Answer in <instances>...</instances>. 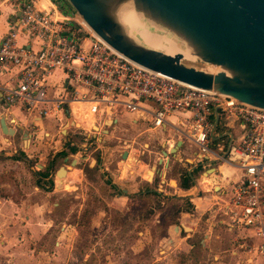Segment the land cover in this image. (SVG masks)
Segmentation results:
<instances>
[{
	"label": "crops",
	"instance_id": "crops-1",
	"mask_svg": "<svg viewBox=\"0 0 264 264\" xmlns=\"http://www.w3.org/2000/svg\"><path fill=\"white\" fill-rule=\"evenodd\" d=\"M23 1L0 0V40L16 26L19 7ZM34 3L41 10L50 11L56 9L61 10L65 15L74 14L64 0H34ZM18 43L20 45L27 43L31 48H37L36 41L25 35L19 39ZM16 74L17 69L14 68L9 69L5 73H0V121L3 118L7 127L15 132L12 136L5 135L0 125V258L3 264H36L33 258L24 257L23 253L20 252L21 249H19L21 246L18 237L23 239L20 236V233L23 232L20 230L21 227H27L28 225L33 227L30 205H28L27 211L25 210L22 221L19 220L21 214H16L20 211L19 205L22 206L20 196L22 194L26 197L28 196V198L31 195L36 197L37 192L45 190L42 185L46 182L48 183L47 194L53 193L51 191L54 188V183H56L58 188L64 187V180L68 178L69 172L65 170L66 177L62 180L59 187L56 175L61 167L58 166L56 171L57 163L64 165L69 161L70 164H73L72 159L80 157L81 152L85 154V152L91 151L90 153L88 152L90 156L84 158L85 161H90L88 162L89 172L98 169L102 174L103 180L108 177H118L121 182V184H118L120 185L119 188L111 186L109 179L106 181L111 188L115 191L117 190L113 201L116 206L118 205L117 209L119 210L123 208L129 210L125 206L128 201L146 197L162 200L161 204H165L170 200L182 201V199L186 198L194 205L197 215L200 217L205 215L213 217L211 212L205 213L211 207L212 200L215 198L228 200L231 196L233 185L242 179L240 170L225 162L218 161L215 156L216 154H221L220 147L230 143L237 144L241 140L244 130L243 125L239 122L227 121L224 117L213 113L210 117V121L214 126L211 143L209 144L211 153L201 162L198 157L196 158L197 148L194 146L196 151L193 154H187L189 151L185 148L184 140L181 138L186 130L185 123L190 117L189 113L171 114L168 117V124L162 129H152L149 123L151 116L142 112L131 114L123 110L124 115L119 116L117 115V110H115L108 116H92L88 113L87 103H77L71 100L76 94L84 93L85 89L74 83H71L72 88L66 75L59 70L53 72L47 81V102L39 105L36 109L30 110L24 107H15L7 110L1 97V87L9 84L11 80H15ZM62 96H64L66 101L62 104V111L58 117L53 115L41 116L39 114L40 110H50L56 103L55 100L62 98ZM11 120H14V124L11 123ZM65 125L67 126L65 127ZM130 129L137 130L135 138L145 136L148 141H153L151 139L157 138L162 139L160 156L154 162V165H156L150 167L155 169L150 181L144 178L143 175V172L149 169H143L144 171L139 169V165L149 168L148 165L139 161L133 164L134 166L139 163V165H136L137 167H133L131 171H126L123 175L124 169L127 167V159L132 152L122 151L115 155L117 150L112 146L110 148L107 147L108 143L110 144L111 141H114L113 139L120 143L121 137L117 136V133H122L121 135L123 136V133L125 135ZM79 136H82V142L79 141ZM135 138H133V141L136 140ZM122 141L125 146H132V142ZM179 141L182 142V145L174 154H170ZM89 146H91L90 149H88ZM92 146H94L93 150H91ZM107 150L111 151L110 154H107ZM163 151L167 152V157L163 156ZM103 153L107 154L105 159L99 157V154L102 155ZM124 153H126L125 157ZM93 154L95 156L91 158ZM34 157L40 158L38 162L41 167L38 172L34 170L31 164V159ZM74 162L76 164V161ZM176 164L181 167V170L177 171V177H172V171ZM38 166L39 164L35 165V167ZM77 166L75 165V167ZM79 169L75 170L81 173L82 169ZM134 169H138V171L135 170L133 179ZM198 170L202 171L198 173ZM107 171L109 172L106 173ZM195 173L198 175L195 177L196 180L193 176ZM170 177L174 178L173 181L176 184L173 188V194L170 195L174 198L167 196L168 194L163 186L164 184L169 185ZM193 179L197 183H194ZM182 181L188 182L189 185L192 184L189 192L182 187ZM114 182L112 183L114 184ZM193 186L201 191L202 197H200V193L194 191ZM66 187L64 188L67 189ZM190 193L192 195L188 196ZM198 222L199 219H192L187 213H181L166 225L156 220V227L163 231L157 241L162 248L159 250L162 255L160 259L169 260L173 250L185 253L191 252V257L198 258L196 253H192L194 248H197L196 244L198 242L193 239L198 236L201 237L198 234ZM214 224L215 222L212 224V228L203 234L204 240L200 239L199 246L204 247L206 243L210 247V240L212 239L210 236L217 232L215 228L224 231L229 237L230 246L228 255L225 253V256H221L218 252L212 254L211 258L214 263L251 264L249 261L251 256L241 252L235 245L236 234L225 231L221 226H214L213 228ZM11 229L16 231L17 237H14L15 234L9 237L8 231ZM32 231V228H30V232ZM246 236L250 237L247 239L248 242L256 243L257 240L254 238L253 232H248ZM141 237L144 238L145 234L142 233ZM213 238L220 240L217 235H214ZM10 243H12L11 246ZM223 258L228 263H223Z\"/></svg>",
	"mask_w": 264,
	"mask_h": 264
},
{
	"label": "built area",
	"instance_id": "built-area-1",
	"mask_svg": "<svg viewBox=\"0 0 264 264\" xmlns=\"http://www.w3.org/2000/svg\"><path fill=\"white\" fill-rule=\"evenodd\" d=\"M24 35L36 41V49L18 43ZM12 68L17 69L15 80L1 87L7 110H31L47 102V81L59 70L70 85L85 89L71 100L87 103L92 116H108L121 107L127 113L149 114L150 127L162 129L171 114L189 113L183 138L197 148L201 162L211 153L213 113L241 123V140L220 147L221 154L215 156L240 170L242 179L233 185L228 200L215 198L205 213L211 212L216 219L213 228L221 226L236 234L234 243L251 256V264H264V110L143 68L88 31L75 13L41 10L34 0L21 3L16 26L0 40V73ZM55 101L50 110L39 114L58 117L66 100L62 96ZM248 232H253L256 243L247 241Z\"/></svg>",
	"mask_w": 264,
	"mask_h": 264
},
{
	"label": "rangeland",
	"instance_id": "rangeland-1",
	"mask_svg": "<svg viewBox=\"0 0 264 264\" xmlns=\"http://www.w3.org/2000/svg\"><path fill=\"white\" fill-rule=\"evenodd\" d=\"M148 29L152 33L171 39L180 50L188 51L184 44L170 35L151 28ZM162 44H164V41L157 40L151 48L160 50V45ZM181 61L187 67L212 72L211 67L202 64L198 60L182 58ZM116 110L117 115H124L121 107H117ZM121 134L117 133V136L121 137L120 143L116 139H113L114 141H111L107 145L108 148L112 146L117 150L115 155L122 151L132 152L136 162L139 161L149 167L144 168L139 163H136V165H139L141 171L142 169H150L151 166L156 165H154V162L160 156L159 153L162 150L160 145L161 138L151 139L153 141H148L145 136L135 138V135H137L136 129H130L125 135L123 133V136ZM79 138V141L82 142V136H79ZM133 138L136 140L133 141ZM181 138L184 140L185 148L189 151L187 154H193L196 151L194 145L184 139L183 136ZM122 140L132 142V146H125L122 144ZM93 149L94 146H92L91 150ZM88 152H85V154L81 152L80 157L72 159L73 164H70L69 161L64 165L57 163L56 171L59 166L69 172L68 178L64 180V187L68 186L66 187L67 189L63 186L60 187V184H58L60 187L58 188L56 183H54V188L51 191L53 193L47 194L48 183L46 182L42 185L45 190L37 192L36 197L31 195L28 198V196L26 197L21 194L22 206L19 205L20 211L16 213L21 214L19 220H23V214L25 210L27 211L28 205L31 206L33 216V227L32 225L21 227L20 230L23 232L20 233V236L23 239L18 237L21 246L19 249H21L20 252L23 253L24 257L33 258L36 264H215L211 258L214 252H218L221 256H225V253L229 254V237L222 229L215 228L217 232H214L210 236L212 238L210 240V247L206 243L204 247L199 246L200 239L204 240L203 234L212 228V224L216 219L210 215L203 217L197 215L194 205L186 198L182 199V201L170 200L167 203L163 201L165 204H161L162 200L146 197L128 201L125 206L129 210L125 208L122 210L117 209L118 205L116 206V203L113 201L117 190L115 191L111 186L119 188L120 185L118 184H121V182L118 180V177H108L103 180L102 174L98 169L89 172L88 162L90 161L84 160V158L90 156L89 153L91 151ZM110 152V150H107V154H110ZM95 154L91 155V158ZM107 154H99V157L105 159ZM39 159V157L31 159V164L36 172L41 167L38 162ZM74 161H76V164ZM37 164L39 166L35 167ZM75 165L78 166L75 167ZM136 165L130 166L131 168L125 167L123 175L126 171H131L133 167H137ZM79 168L82 169V174L75 170ZM135 170L138 171V169H134L133 179L135 177ZM179 170H181V167L176 164L172 171V177H177L176 173ZM200 171L202 170H198V173ZM143 175L144 178L147 177L144 172ZM193 176L196 180L195 177L198 175L195 173ZM172 177H170L169 185H163L168 194L167 196L170 198H174L170 195L173 194V188L176 186ZM108 179L111 182V186L106 181ZM195 180L194 183L196 182ZM191 186L192 184L189 185L188 182L182 181V187L187 192L191 190ZM190 194L188 196H191ZM200 197H202L201 193ZM181 213L189 214V217L191 216L192 219H199L198 234L201 237L198 236L193 239L198 242L196 244L197 248H194V251H192V253H196V256L198 255V258L191 257V252L185 253L173 250L169 260L160 259L162 255L159 250L162 248L158 245L157 241L163 234V231L156 227V220L166 225ZM30 228H32V232H30ZM142 233L145 234L144 238L141 237ZM8 234L9 237L14 234V237H17L16 231L13 229L9 230ZM214 235L219 236L220 240L214 239ZM15 242L17 241L15 240ZM222 262L228 263L225 258L222 259ZM0 264H3L1 258Z\"/></svg>",
	"mask_w": 264,
	"mask_h": 264
},
{
	"label": "water",
	"instance_id": "water-1",
	"mask_svg": "<svg viewBox=\"0 0 264 264\" xmlns=\"http://www.w3.org/2000/svg\"><path fill=\"white\" fill-rule=\"evenodd\" d=\"M64 1L92 33L131 62L264 110V0ZM126 11L137 14L144 29L180 41L193 60L212 72L187 67L180 55L170 56L143 44L124 23ZM0 125L3 134L14 135L3 118ZM181 145L179 141L170 154Z\"/></svg>",
	"mask_w": 264,
	"mask_h": 264
},
{
	"label": "bare ground",
	"instance_id": "bare-ground-1",
	"mask_svg": "<svg viewBox=\"0 0 264 264\" xmlns=\"http://www.w3.org/2000/svg\"><path fill=\"white\" fill-rule=\"evenodd\" d=\"M122 18H123L124 23L128 27V29L130 30V33L134 32L136 36H138L139 39L142 41V43L148 46L149 48H151V46L154 45V43L157 40H162L164 41V44L160 45V51L163 52L164 54H167L170 56L180 55L182 58H185V59L187 58H190L192 60L194 59V56H192V54L189 51L180 50L177 44L171 39L165 36H161L159 34L152 33L151 31L144 29L142 26V23L140 22V17L137 14H135L133 11L124 12L122 14ZM83 25L88 31L92 32L84 23ZM133 156L134 155H132L131 153L129 158L127 159L128 167L133 166L134 164L133 162H136L134 159L135 156L134 157ZM154 170H155L154 168H150L149 170H146L144 172L147 175L146 178L148 181L151 180ZM65 177H66L65 169L59 170L57 172L56 178L59 184L61 183V180L64 179Z\"/></svg>",
	"mask_w": 264,
	"mask_h": 264
}]
</instances>
